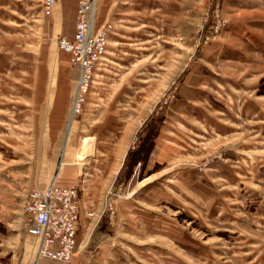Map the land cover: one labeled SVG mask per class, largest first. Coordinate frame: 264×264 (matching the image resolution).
Returning a JSON list of instances; mask_svg holds the SVG:
<instances>
[{"label": "rangeland", "instance_id": "1", "mask_svg": "<svg viewBox=\"0 0 264 264\" xmlns=\"http://www.w3.org/2000/svg\"><path fill=\"white\" fill-rule=\"evenodd\" d=\"M5 1L0 8L6 12V21L0 16V264H18L23 238L38 239L30 231L37 217L33 207L52 185L77 190L75 247L68 262L41 257L46 264H87L93 258L94 264H264V221L249 185L235 198L219 189L222 180L213 168L215 162H231L237 149L225 138L206 152L192 147L184 153L179 101L190 74L188 99L195 84H212L208 94L224 89L218 79L228 76L223 66L241 58L238 28L242 23L253 31L264 28V0H96L100 18L93 35L102 34L107 44L101 52L91 51L84 86L72 98L77 132L88 126L80 135L74 129L75 159L84 169L68 185L49 178L61 158L60 130L72 87L81 78L80 64L45 32L56 4L46 15L42 0ZM77 15L78 10L75 23ZM250 82L257 85L252 96L264 98V74ZM37 105L49 107L48 122L40 121ZM87 113L96 114L95 121L83 120ZM107 123L128 125L126 140L130 130L129 139L136 132L126 154V140L120 150L106 149L114 147L117 130L101 128ZM133 144L141 162L134 163ZM91 177L93 183L86 181ZM93 191L87 207L84 193ZM56 201L58 206L61 200ZM60 215V224L71 216ZM102 232L103 240L89 246Z\"/></svg>", "mask_w": 264, "mask_h": 264}, {"label": "crops", "instance_id": "2", "mask_svg": "<svg viewBox=\"0 0 264 264\" xmlns=\"http://www.w3.org/2000/svg\"><path fill=\"white\" fill-rule=\"evenodd\" d=\"M25 4L27 5V2ZM77 4L78 0H58L54 6L53 15L47 19L45 32L48 34V37L53 38V42L56 45L57 38L63 36L72 38L75 34ZM5 6L6 1L0 0V8H4ZM97 12V19H99L100 12L98 10ZM0 16L5 19V10H0ZM238 30L243 32L239 33L242 39L237 49L240 52L241 58L240 61H232L233 63H228L229 65L223 66L226 69L224 73H228V76L226 75V78L222 77L218 79L221 81L219 84L223 85L224 89L218 90L216 95L208 94L207 89L210 85L213 86L212 84H209L208 81H206L204 87L200 84H195L193 97L188 99L187 93H189L190 86H192L190 82L193 75H188L183 81L179 92V101L183 104V108L180 109L182 148L185 150L184 153L192 152V147L197 148L202 153L208 151V146H216L220 144V141L222 143L225 138H228L230 147L232 149L236 148L238 152L231 154V162L224 164L215 162V165H213L215 166L213 168L217 170V177L222 180V186L219 189L230 192L235 198H238L236 193H238L241 186L249 185L247 187L249 189L248 194H250L251 199L257 202V216L261 218V221H264V98L252 96L257 90V85L250 82L256 76L258 77L264 74V28L253 31L249 27L244 28V24L242 23ZM234 50L236 51V49ZM226 52L230 53V55L232 53L228 50ZM72 89V95L66 104L67 109L60 130L59 152H61V158L59 163H57L58 166L56 167L55 174L50 176V178L52 177L51 179L49 178L51 182L52 180L54 182L59 180L64 185L74 184L82 174L84 167H81L75 159L77 151L73 145V133L75 129V134H79V132L84 130V127L86 131V127L88 126L81 125L78 132L76 130V120H73L71 117L73 106L72 98L77 89L76 84L73 85ZM100 100L98 104L101 106L104 103ZM189 101L197 103L195 105H189ZM45 109V116H43ZM36 111L41 114L39 116L41 122H48L49 107L37 105ZM102 112L101 108L100 115ZM123 113L127 116L126 118L131 116L130 112ZM95 115L94 113H87V116L83 120L95 121ZM171 118L174 117L171 116ZM129 120L127 121L128 124L130 123ZM115 127L117 130L112 133L116 136V139L114 138V147H107V150L114 151L118 148L120 150L125 145V130L128 125L124 128V125L113 124L110 126L107 123L101 128L113 130ZM183 129L193 132L192 135L183 131ZM87 131H90L89 127ZM129 132L126 140L129 143L127 144L126 142L125 154L136 136V132L134 131V137L129 139L133 130ZM86 181L93 183L92 177L87 178ZM94 192L91 194L84 193L83 204L85 206L88 207L90 202L89 198H92ZM103 235V232L98 234L96 236V242H89V246H96V244L103 240ZM32 237L27 236L23 238L22 244L24 250L17 262L18 264H46L41 257H37L40 238L33 239ZM94 260L93 258L91 260L87 259L86 261L87 264H94Z\"/></svg>", "mask_w": 264, "mask_h": 264}, {"label": "built area", "instance_id": "3", "mask_svg": "<svg viewBox=\"0 0 264 264\" xmlns=\"http://www.w3.org/2000/svg\"><path fill=\"white\" fill-rule=\"evenodd\" d=\"M57 1L42 0V10L46 15L52 13L51 9ZM95 8L96 0H78L74 40H69L66 36L56 39L59 49L68 52L73 61L80 64L81 78L77 86V93L84 86L91 51L95 48L96 51L101 52L107 44V40L102 34L93 35ZM74 104L72 113L77 110L76 100ZM76 195L77 190L73 186L58 188L52 185L44 193H40V201L37 206L33 207L37 216L36 223L30 229L32 234L40 238L38 257H46L64 263L70 260L75 247L74 235L77 215L72 212L76 210ZM56 199L61 200L58 206ZM62 211L71 216L60 224Z\"/></svg>", "mask_w": 264, "mask_h": 264}, {"label": "trees", "instance_id": "4", "mask_svg": "<svg viewBox=\"0 0 264 264\" xmlns=\"http://www.w3.org/2000/svg\"><path fill=\"white\" fill-rule=\"evenodd\" d=\"M136 140H137V139H136ZM136 140H135V142H136ZM151 141H152V140H151ZM135 142H134V143H135ZM130 150H131L132 154L135 155V161H134V163L141 162L143 158L139 155V151H138L137 148L135 147V144L132 145V147H131Z\"/></svg>", "mask_w": 264, "mask_h": 264}, {"label": "bare ground", "instance_id": "5", "mask_svg": "<svg viewBox=\"0 0 264 264\" xmlns=\"http://www.w3.org/2000/svg\"><path fill=\"white\" fill-rule=\"evenodd\" d=\"M96 9V12H95V18H94V23H95V20H96V18H97V7L95 8ZM81 69V68H80ZM81 75V74H80ZM80 80V79H79ZM74 106H73V109H72V111L74 110V107H75V104H73ZM85 151H83V150H81V152H80V154L82 155L83 153H84ZM80 157H82V156H80ZM81 161V160H80ZM46 190H44L43 192H45Z\"/></svg>", "mask_w": 264, "mask_h": 264}]
</instances>
